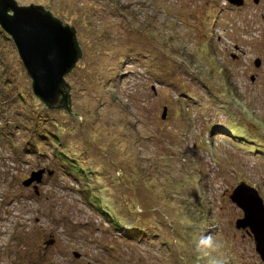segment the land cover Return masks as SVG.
I'll use <instances>...</instances> for the list:
<instances>
[{"label":"rangeland","instance_id":"obj_1","mask_svg":"<svg viewBox=\"0 0 264 264\" xmlns=\"http://www.w3.org/2000/svg\"><path fill=\"white\" fill-rule=\"evenodd\" d=\"M14 1L75 30L82 122L0 33V264H201V233L263 264L229 197L244 183L264 205V0Z\"/></svg>","mask_w":264,"mask_h":264},{"label":"water","instance_id":"obj_2","mask_svg":"<svg viewBox=\"0 0 264 264\" xmlns=\"http://www.w3.org/2000/svg\"><path fill=\"white\" fill-rule=\"evenodd\" d=\"M257 2V0H254ZM228 2L240 5L239 0ZM0 28L9 35L19 57L32 80V91L48 109H65L80 123L82 119L70 111L69 86L64 76L81 57L75 30L53 18L42 7L18 6L14 0H0ZM259 66V61H255ZM36 178V179H35ZM39 183V174L24 182ZM230 200L243 212L236 221L237 229H248L254 239L255 250L264 264V205L256 192L240 183Z\"/></svg>","mask_w":264,"mask_h":264},{"label":"clouds","instance_id":"obj_3","mask_svg":"<svg viewBox=\"0 0 264 264\" xmlns=\"http://www.w3.org/2000/svg\"><path fill=\"white\" fill-rule=\"evenodd\" d=\"M225 244L211 233H201L195 242V252L201 264H227L223 254Z\"/></svg>","mask_w":264,"mask_h":264},{"label":"trees","instance_id":"obj_4","mask_svg":"<svg viewBox=\"0 0 264 264\" xmlns=\"http://www.w3.org/2000/svg\"><path fill=\"white\" fill-rule=\"evenodd\" d=\"M44 10V9H43ZM45 11V10H44ZM0 33H3L4 34V32L1 30L0 31ZM6 35L7 34H5V37H6ZM51 136H52V134H50ZM38 138H40V136H38ZM51 138V137H50ZM58 139H59V137L58 136H55L54 138L52 137L51 138V141L52 140H57L58 141ZM50 145L51 146H53L52 145V143H50ZM76 158L73 160V159H70V163L69 164H75L78 160H76L77 158H79L77 155H74ZM69 168V171H71L70 170V166L68 167ZM70 174H72V173H70ZM73 176V175H72ZM78 177L79 178H77V177H75V176H73V178L74 179H80V180H82L81 178H82V174H78ZM92 203H94L95 204V207L97 208V209H99L101 212H104L105 210H102V208H100V202L98 203V201H97V199H92Z\"/></svg>","mask_w":264,"mask_h":264},{"label":"flooded vegetation","instance_id":"obj_5","mask_svg":"<svg viewBox=\"0 0 264 264\" xmlns=\"http://www.w3.org/2000/svg\"><path fill=\"white\" fill-rule=\"evenodd\" d=\"M226 1L228 2V0H226ZM239 1H240V5L239 4L235 5V4H232V3L228 2L229 6H230V7L228 6V8L235 9V10H241L243 7L247 6L245 0H239ZM253 2H254V4H259L260 1L257 0V2H255L253 0ZM232 58H233V60L239 59L237 56H232ZM259 64H261V61L259 62ZM254 65H255V63H254Z\"/></svg>","mask_w":264,"mask_h":264},{"label":"bare ground","instance_id":"obj_6","mask_svg":"<svg viewBox=\"0 0 264 264\" xmlns=\"http://www.w3.org/2000/svg\"><path fill=\"white\" fill-rule=\"evenodd\" d=\"M4 32V31H3ZM5 33V32H4ZM6 34V33H5Z\"/></svg>","mask_w":264,"mask_h":264}]
</instances>
